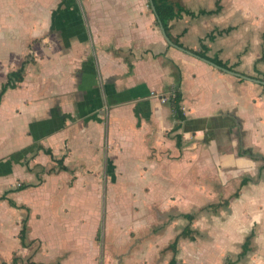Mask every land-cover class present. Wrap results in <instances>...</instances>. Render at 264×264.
Returning <instances> with one entry per match:
<instances>
[{"label": "crops", "instance_id": "1", "mask_svg": "<svg viewBox=\"0 0 264 264\" xmlns=\"http://www.w3.org/2000/svg\"><path fill=\"white\" fill-rule=\"evenodd\" d=\"M170 1L0 0V264H264V0Z\"/></svg>", "mask_w": 264, "mask_h": 264}, {"label": "trees", "instance_id": "2", "mask_svg": "<svg viewBox=\"0 0 264 264\" xmlns=\"http://www.w3.org/2000/svg\"><path fill=\"white\" fill-rule=\"evenodd\" d=\"M154 1V5L156 8V12L160 18V20L162 21L167 34L170 36V22L172 20H174L175 18L179 17L180 13L184 10L182 6L177 5L176 3L170 1V0H153ZM174 42H176V40L174 38H172ZM30 52L27 55L26 59L22 62L21 66L19 68H17L16 70L11 71L8 76H7V81L1 86L0 89V102L1 99L4 95V93L9 89V88H16L19 83H21L24 80V76H25V71H26V66L29 63H34V54L32 51V47H30ZM201 56H205V54H200ZM216 61V60H215ZM175 100L176 101V110L179 112L180 108H179V100H180V94L179 92H176L175 94ZM42 146H38V150L42 149ZM47 153L51 154L53 157V154L51 152V150H46ZM56 162L58 164L59 170H68V167L65 166L63 164V159H56ZM30 185H26V184H21L18 188L20 189H25L27 187H29ZM11 192V191H9ZM9 192H7L6 194H8ZM1 198H6V195H4ZM10 203L13 206H17V204L15 202H13L12 200H10ZM23 228L20 232V239L21 242L24 246H26V238H27V231H28V226H27V219H25V221L23 222ZM29 264H41V263H35V262H29ZM56 264H60V263H56Z\"/></svg>", "mask_w": 264, "mask_h": 264}, {"label": "water", "instance_id": "3", "mask_svg": "<svg viewBox=\"0 0 264 264\" xmlns=\"http://www.w3.org/2000/svg\"><path fill=\"white\" fill-rule=\"evenodd\" d=\"M150 3H151V5H152L153 11H154L156 17H157L158 20H159L160 29H161V32H162L163 37H164V39L166 40V42H167L169 45H171L172 47H175V48H177V49H179V50H181V51H185V52H187V53H190V54H192V55H195L193 52L186 50L185 48L179 46L178 44L174 43V42L171 40V38L168 36V34H167V32H166V29H165V27H164L162 21L160 20L158 14H157V12H156V8H155V5H154L153 0H150ZM195 56H196V57H199L198 55H195ZM202 59H203V58H202ZM203 60H205L206 62H208V63H210V64H212V65H214V66H216V67H219V68L223 69L224 71H227V72H229V73H233V74L236 75V76H240V77H244V78H247V79H251V78L246 77V76H244V75H241V74H239V73H236V72L230 71V70H228V69H226V68H223V67H220V66L216 65L215 63H213V62L207 60V59H203ZM252 80H254V79H252ZM261 82H262V81H261ZM262 83H264V82H262Z\"/></svg>", "mask_w": 264, "mask_h": 264}, {"label": "rangeland", "instance_id": "4", "mask_svg": "<svg viewBox=\"0 0 264 264\" xmlns=\"http://www.w3.org/2000/svg\"><path fill=\"white\" fill-rule=\"evenodd\" d=\"M49 256H50V257H49V260H53V259H54V256H53L52 253H50Z\"/></svg>", "mask_w": 264, "mask_h": 264}, {"label": "built area", "instance_id": "5", "mask_svg": "<svg viewBox=\"0 0 264 264\" xmlns=\"http://www.w3.org/2000/svg\"><path fill=\"white\" fill-rule=\"evenodd\" d=\"M163 101H165V99H163Z\"/></svg>", "mask_w": 264, "mask_h": 264}]
</instances>
